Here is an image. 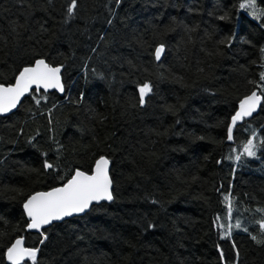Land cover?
<instances>
[{"label":"trees","instance_id":"obj_1","mask_svg":"<svg viewBox=\"0 0 264 264\" xmlns=\"http://www.w3.org/2000/svg\"><path fill=\"white\" fill-rule=\"evenodd\" d=\"M247 2L78 0L65 23L70 0H0V84L44 59L65 87L35 90L0 117V264L18 238L39 249L36 264H264L251 238L264 240V145L235 160L253 131L264 140V99L227 142L240 100L264 87V16ZM144 83L153 91L142 107ZM100 156L114 199L53 223L41 244L23 204L77 169L91 174Z\"/></svg>","mask_w":264,"mask_h":264},{"label":"snow or ice","instance_id":"obj_2","mask_svg":"<svg viewBox=\"0 0 264 264\" xmlns=\"http://www.w3.org/2000/svg\"><path fill=\"white\" fill-rule=\"evenodd\" d=\"M51 2V0H50ZM117 4L121 0H116ZM78 8V0H70L66 9V19H72L76 15ZM241 9H252V15L256 18L264 16V10H260L256 7L254 0H248L247 3L240 4ZM223 19V17H221ZM111 24V21H108ZM15 31V29H13ZM221 44L225 41L221 40ZM228 44L231 43L229 39ZM95 51V49H93ZM264 51V49H262ZM165 52V45L159 44L155 48V59L159 61L162 54ZM203 71V69H200ZM61 67L51 66L46 63L44 59H36L34 64L26 66L19 71V74L15 78V83L9 86L0 84V114L8 113L17 106L22 96L28 93L32 86L35 89H43L47 92L49 89H59L61 92L64 90L61 84L60 78ZM261 81H264V73L260 75ZM250 83H252L250 81ZM257 88L260 90L253 91L251 95L245 96L239 102V108L231 118V124L228 127V139H233V128L237 125L238 121L243 120L246 117H251L256 112L257 107L261 105L262 99H264V87L257 84ZM153 91L150 83H144L139 86V105L145 106L148 103L146 99ZM39 103V100H37ZM168 110H171L170 108ZM179 122V121H177ZM257 134L252 132L251 136L247 139L246 143L242 145V151L235 156V160L240 161L243 156L255 157L257 155V149L264 145V140L260 141V144L256 143ZM233 151H236L235 149ZM110 160L104 156H100L96 161L91 174L77 169L74 175L65 183L62 187L53 188L49 192L36 193L30 196L23 204V208L27 217L30 219V223L27 224L28 229H41L43 225H50L53 221L62 220L64 217L72 216L73 214L82 213L89 209L93 202L100 201H112L114 199L112 194L113 180L109 175ZM45 168L51 169L53 165L45 161ZM224 200L227 203L228 215L231 217L233 198L230 195H226ZM257 212H264V209H256ZM220 217H217V221ZM216 223L218 228H223L224 225ZM261 234H264V221L259 222ZM233 225H228V231L221 233V238L231 237V228ZM234 227L240 228L241 224L237 222ZM147 230L155 228V225L149 222L146 226ZM244 231H247L245 228ZM41 236L44 237L41 240V244L47 239L46 233L41 232ZM251 235V234H250ZM251 238L259 244H264V240H258L257 236L252 235ZM23 239L18 238L10 247L7 248L6 258L10 264H22L25 260H29L32 264H36L37 254L39 249L26 248L23 246ZM219 247V246H218ZM233 248L236 245L233 244ZM240 255L239 251L236 252V257ZM220 258L223 261L225 259L223 251L220 252Z\"/></svg>","mask_w":264,"mask_h":264},{"label":"water","instance_id":"obj_3","mask_svg":"<svg viewBox=\"0 0 264 264\" xmlns=\"http://www.w3.org/2000/svg\"><path fill=\"white\" fill-rule=\"evenodd\" d=\"M162 56H163V54H162ZM162 56H161V58H162ZM161 60V59H160ZM159 60V61H160ZM157 61V60H156ZM47 63V62H46ZM57 67H60V66H57ZM61 73H62V67H61V72H60V78H61V84H62V86H63V91L61 92L59 89H55V88H52V89H49L48 91H50V92H56L58 95H60V96H62L64 93H65V87H64V83H63V80H62V76H61ZM15 83V82H14ZM36 89H35V86L33 85L32 86V88L29 90V92L28 93H25V95L24 96H22L21 97V99H20V102L17 104V106L15 107V108H13L11 111H9L8 113H4V114H0V117H4V116H7V115H9V114H12V113H14L16 110H17V108L19 107V105L22 103V101L24 100V98H26L31 92H33V91H35ZM37 91V90H36ZM47 91V92H48ZM257 92H258V90H256ZM38 92H45L42 88L41 89H39L38 90ZM258 94H259V92H258ZM249 95H251V93L249 94ZM243 99V98H242ZM261 106V105H260ZM260 106H258L257 107V110H256V112H254L253 114H252V116H254L258 111H259V109H260ZM238 108H239V103H238V106H237V110H238ZM236 110V111H237ZM235 111V112H236ZM235 114V113H234ZM233 114V115H234ZM251 116V117H252ZM232 118V117H231ZM231 118H230V122H229V124H228V127H229V125L231 124ZM246 118H249V117H246ZM246 118H244V119H246ZM242 122V120L241 121H238L237 122V125H239L240 123ZM236 125V126H237ZM236 126L233 128V133H234V130H235V128H236ZM228 127H227V142H230L231 140H229L228 139ZM95 165V164H94ZM93 168H94V166H93ZM75 173V172H74ZM74 173H73V175H74ZM72 175V176H73ZM109 175H110V164H109ZM71 176V177H72ZM71 179V178H70ZM67 183V182H66ZM64 185V184H63ZM62 185V186H63ZM62 186H58V187H62ZM55 188H57V187H55ZM53 189V188H52ZM52 189H50V190H48V191H42V192H49V191H51ZM111 191H112V189H111ZM42 192H38V193H42ZM33 195H35V194H33ZM32 196V195H31ZM102 202H105V203H108V202H111V201H106V200H104V201H100V202H93V204L92 205H97V204H100V203H102ZM92 205L90 206V208L92 207ZM90 208L89 209H87V210H85L84 212H82V213H77V214H73L72 216H68V217H64L62 220H59V221H53L50 225H52L53 223H57V222H61V221H63V220H65V219H69V218H72V217H76V216H81V215H83V214H85L86 212H88L89 210H90ZM23 210H24V208H23ZM24 212H25V210H24ZM25 214H26V212H25ZM27 216V215H26ZM28 218V217H27ZM29 219V218H28ZM29 223H30V219H29ZM50 225H43L42 227H41V229H39V230H37V229H28L27 228V230L29 231V232H32V233H38V234H40L41 232H43V230H45V229H48V227L50 226ZM21 239H23V246L24 247H26L25 246V240H24V238H21ZM26 248H30V247H26ZM6 261H7V263L8 264H10V262L6 259ZM26 261V260H25ZM23 263V262H22Z\"/></svg>","mask_w":264,"mask_h":264}]
</instances>
